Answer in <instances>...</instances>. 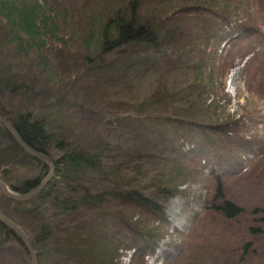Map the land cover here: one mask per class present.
I'll return each mask as SVG.
<instances>
[{
  "label": "trees",
  "instance_id": "trees-1",
  "mask_svg": "<svg viewBox=\"0 0 264 264\" xmlns=\"http://www.w3.org/2000/svg\"><path fill=\"white\" fill-rule=\"evenodd\" d=\"M155 1L159 0H101L100 4L94 0L96 8L88 19L83 18L84 26L78 38L85 49L94 48V54L87 52L84 57L88 72L105 75L121 69L120 74H131L135 87L142 83L144 64L155 58L153 56L169 52L165 47L168 40L185 36L195 44L185 45L182 50L196 51L200 56L196 64L187 65L193 69L195 80L186 89L175 92L166 82H159L145 98L136 97L132 101H119V104L115 101V107L109 110L110 118H121L123 114L136 116L149 131L153 129L170 136L183 133L195 147L192 152L195 160L181 152L174 155L171 152L168 159L152 161L151 167L138 160L132 167V148L118 146L120 143L114 144L111 140L103 139L101 147L95 140H79L73 148H67L66 141L59 139L50 118L41 110L52 105L51 96L39 101L35 83L38 75L47 71L49 74L51 43L55 37L63 40L65 32L60 26L64 25L59 21L68 23V11L30 3L31 0H0V98L7 89H17L27 80L26 75L15 68L17 64H31L30 69H33V79L28 81L32 83L23 91L27 106L7 114L0 99V114L28 146L47 156L55 166L54 176L36 197L26 201L11 199L27 218L22 229L37 252L39 264H55L56 254L72 264H119L122 242L110 234L109 228L120 221L132 234L133 244L128 248H134L135 253L138 250L155 253L166 237V205L181 192L182 186L196 177L200 164L195 162L197 156L230 172L237 169L256 146L255 140L230 133L237 121L230 117L225 121L218 118L219 106L215 101L208 103V95L219 86L224 92L230 70L227 60L213 47L214 43L245 40L251 48V38L260 36L259 26L235 21L238 9L232 0H191L179 4ZM191 19L200 30L188 36L185 25ZM212 61L219 64H215L210 75L204 74V68ZM123 63L129 64L130 72L122 70ZM208 80L210 89L204 85ZM48 100L50 105L47 106ZM0 133L14 149L31 159L39 174L48 176L49 168L25 153L1 124ZM54 148L66 149L56 161L51 158ZM5 173L0 167V180L18 194L32 192L45 179H31L14 186L6 180ZM217 186L212 209L220 214L218 222L239 219L244 213L243 207L223 200L220 181ZM0 197H3L1 191ZM135 206L144 209L139 218L135 217ZM261 212L264 214V210ZM77 215L88 216L73 224L57 226L60 217ZM91 215L97 219L95 223H91ZM151 216H158V221H152ZM262 220L264 222V215ZM249 230L251 235L263 232L261 227ZM243 235L248 237L244 231ZM215 238V242L219 240L217 235ZM194 242H199V238ZM9 245L17 246L32 264L21 239L0 223V247ZM250 249V243L244 244L240 254L235 258L231 256L233 264H259ZM209 262L207 257V264Z\"/></svg>",
  "mask_w": 264,
  "mask_h": 264
},
{
  "label": "rangeland",
  "instance_id": "rangeland-1",
  "mask_svg": "<svg viewBox=\"0 0 264 264\" xmlns=\"http://www.w3.org/2000/svg\"><path fill=\"white\" fill-rule=\"evenodd\" d=\"M162 1L164 0L155 3ZM169 1L179 4L191 0ZM232 1L238 9L234 15L235 21L259 26L260 36L251 38V48L245 40L214 43L213 47L218 50L222 59L227 60L230 70L224 92H221L220 86L210 92L208 103H217V116L222 121L229 117L237 121V125L230 128L231 134L253 139L257 142L256 146L252 153L245 156L242 164L230 172L214 162L208 163L205 157L197 156L195 162L200 164L196 177L182 186L181 192L175 194L166 205V237L155 253L139 250L135 253L134 248H128L133 244L130 229L121 221L115 224V227L110 225V234L116 236L123 246L119 264H207V257L210 259L208 264H233L234 259L231 256L235 258L240 254L242 246L246 243H250L252 257L259 264H264V214L261 212L264 210V0ZM32 2L45 7H60L69 13L68 23L59 21L64 25L60 26L65 32L62 35L63 40L55 37L51 43L49 74L47 71L38 75L35 83L39 101L49 95L52 97L49 98L52 105L48 100L46 105L50 106L41 110L50 118L59 139L66 141L67 148H73L79 140H95L98 147H101L103 139L111 140L114 144H121L118 146L132 148V167L138 161L147 162L151 167L152 161L161 162L168 159L171 152L172 155L181 152L190 160H195L192 153L195 147L183 133L170 136L154 132L153 129L149 131L135 118L136 116L127 117L123 114L121 118L109 117V110L115 107V101L119 104V101H132L136 97L143 99L159 82H166L175 92L186 89L195 80V73L189 66L196 64L200 56L196 51L182 50L185 45L195 46L193 42L188 41L185 36L168 40L165 47L169 52L153 56L155 58L144 64L142 83L135 87L131 74H120L121 69L108 71L105 75L88 72L84 57L87 52L94 54V48L85 49L78 38L84 26L83 18L88 19L91 15L89 13L96 8L94 0H31L30 3ZM96 2L100 4L101 0ZM147 4L145 6H148ZM199 30L194 19L186 21L185 32L188 36ZM215 64L218 65V61L209 62L204 68V74L210 75ZM121 65L122 70L130 72L129 64ZM16 67L26 75L27 80L17 89H7L5 95L0 98L7 114L18 107L27 106L23 91L32 83L28 81L33 79L31 64H17ZM204 85L210 89L211 82L204 81ZM111 149L117 153L114 148ZM65 150L54 148L51 158L58 160ZM0 167L7 172L6 180L14 186H21L27 180L45 178V175L39 174L32 165L31 159L14 149L2 133ZM219 181L222 199L243 207V215L235 221L218 222L220 214L212 209L213 193L216 194ZM215 204L217 205L218 201ZM0 205L3 212L21 228L24 227L27 218L14 206L10 198L3 194V197H0ZM133 210L137 218L144 213V209L139 206H135ZM85 216H62L57 221V226L73 224ZM149 218L154 222L158 221V216ZM96 220L91 215V223ZM251 227H261L263 232L251 235ZM243 231L248 237H244ZM215 235L219 237L218 245ZM196 237L199 238L197 243L194 242ZM54 262L72 264L57 254ZM0 264H29V261L17 246L9 245L0 247Z\"/></svg>",
  "mask_w": 264,
  "mask_h": 264
},
{
  "label": "water",
  "instance_id": "water-1",
  "mask_svg": "<svg viewBox=\"0 0 264 264\" xmlns=\"http://www.w3.org/2000/svg\"><path fill=\"white\" fill-rule=\"evenodd\" d=\"M0 124L13 136L19 147L27 153L30 157L35 160L41 162L45 166L49 168L48 176L42 181V183L32 192L28 194H18L14 192L4 181L0 180V191L8 198L17 200V201H26L36 197L48 184L51 178L55 173V166L53 162L45 155L35 151L30 146H28L24 140L20 137L15 128L9 123L7 119H5L0 114ZM0 223L7 227L9 230L13 231L23 242L26 247V250L30 256L32 264H39L37 252L28 237V235L24 232V230L17 224H15L12 220H10L0 209Z\"/></svg>",
  "mask_w": 264,
  "mask_h": 264
}]
</instances>
